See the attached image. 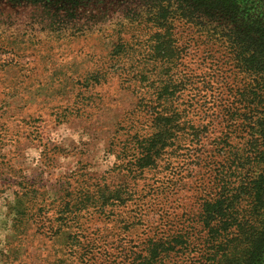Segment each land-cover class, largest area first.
I'll list each match as a JSON object with an SVG mask.
<instances>
[{
	"label": "rangeland",
	"instance_id": "rangeland-1",
	"mask_svg": "<svg viewBox=\"0 0 264 264\" xmlns=\"http://www.w3.org/2000/svg\"><path fill=\"white\" fill-rule=\"evenodd\" d=\"M145 10L0 0V264H139L149 239L178 233L187 249L164 264H202V205L260 171L247 156L264 148V76L242 73L222 42L182 20L170 25L180 54L168 72L152 46L170 30ZM171 76L193 84L163 98ZM171 115L162 158L127 169L124 148Z\"/></svg>",
	"mask_w": 264,
	"mask_h": 264
},
{
	"label": "trees",
	"instance_id": "trees-1",
	"mask_svg": "<svg viewBox=\"0 0 264 264\" xmlns=\"http://www.w3.org/2000/svg\"><path fill=\"white\" fill-rule=\"evenodd\" d=\"M10 1L36 3L50 0ZM85 1L91 0H68L74 7ZM139 1L146 6V22L158 31L170 30L168 41L156 40L152 46L155 59L172 66L168 72L177 67L180 54L174 47V28L170 25L173 21L182 20L187 25L199 26L209 37V42H222L242 73L264 76V0ZM172 77L159 91V96L168 99L177 94L179 86L184 88L193 84L188 77L182 79L184 83L176 84ZM242 96L247 99L246 95ZM256 123L264 139V114ZM176 127L174 116H157L150 138L136 139L131 148H124L121 156L128 158L127 169L133 163L139 168L154 167L173 142ZM259 144L254 153L247 156V164L260 171L241 178L235 185H224L216 199L202 205L199 219L204 229L209 230L206 232L209 247L201 255L202 264H264V148ZM188 240L186 234L181 233L153 237L146 243V256L140 255L139 264H164L172 254L186 250ZM88 245L91 251L87 249V256L94 254L93 246Z\"/></svg>",
	"mask_w": 264,
	"mask_h": 264
}]
</instances>
